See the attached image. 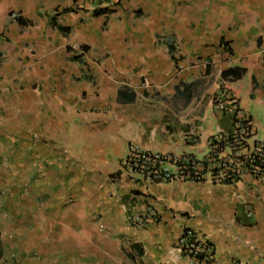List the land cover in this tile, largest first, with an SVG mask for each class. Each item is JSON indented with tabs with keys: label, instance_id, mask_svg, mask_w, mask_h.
I'll return each instance as SVG.
<instances>
[{
	"label": "crops",
	"instance_id": "0c3cea01",
	"mask_svg": "<svg viewBox=\"0 0 264 264\" xmlns=\"http://www.w3.org/2000/svg\"><path fill=\"white\" fill-rule=\"evenodd\" d=\"M151 1L0 0V241L9 252L44 264H202L176 249L190 228L208 239L212 264H264V184L244 176L143 193L118 175L129 147L203 158L212 137L233 129L218 94L264 142V0L236 14L230 0ZM71 6L78 11L54 18L70 28L63 34L50 18ZM96 7L113 13L92 17ZM143 195L158 219L139 229L127 217Z\"/></svg>",
	"mask_w": 264,
	"mask_h": 264
},
{
	"label": "built area",
	"instance_id": "2783aa9c",
	"mask_svg": "<svg viewBox=\"0 0 264 264\" xmlns=\"http://www.w3.org/2000/svg\"><path fill=\"white\" fill-rule=\"evenodd\" d=\"M98 3L108 0H94ZM223 99V94L215 98V105L222 112H231L236 124L227 134H218L208 141V151L201 159L188 155L158 154L129 147L120 161L118 175H124L146 187L159 183L191 182L233 185L247 176L264 184V142L248 136L244 122L248 119L241 115L235 101ZM142 208L127 217V223L143 229L158 219L149 197L143 195ZM177 251L181 254L188 250L193 263L212 264L213 249L208 239L187 228L177 242ZM200 258L202 261L200 262Z\"/></svg>",
	"mask_w": 264,
	"mask_h": 264
},
{
	"label": "trees",
	"instance_id": "16d2710c",
	"mask_svg": "<svg viewBox=\"0 0 264 264\" xmlns=\"http://www.w3.org/2000/svg\"><path fill=\"white\" fill-rule=\"evenodd\" d=\"M101 4V3H100ZM78 11V8L77 7H74V6H71V7H68V8H64L60 11H56L52 17L50 18V21H51V26L56 29L57 31L63 33V34H69L70 33V28L68 27H61V26H58L55 22H54V18L57 17V16H60V15H63V14H67V13H74V12H77ZM113 13V10L109 7H96L94 8L92 11H91V16L92 17H99V16H102V15H107V14H111ZM15 21H17L18 24L20 25H23L25 24V22H23L21 20V18H15ZM79 48V47H78ZM73 50L72 47L70 46H66V52L67 53H71ZM79 50L82 52V54L86 53L87 52V47L86 46H82L79 48ZM80 56H72L70 59L74 62H79ZM230 72V71H229ZM232 72V71H231ZM235 76H238V75H235ZM232 122H233V127L234 125L236 124L237 120H236V117L235 115H233L232 117ZM244 129L246 130L248 136H252L251 134V124H250V118H248L244 123ZM138 195V194H137ZM181 255L185 258H190L191 257V254H189L188 250L184 249L183 252L181 253ZM213 255H214V252H213ZM0 257H1V252H0ZM202 261V259L200 258V262Z\"/></svg>",
	"mask_w": 264,
	"mask_h": 264
},
{
	"label": "rangeland",
	"instance_id": "374dc122",
	"mask_svg": "<svg viewBox=\"0 0 264 264\" xmlns=\"http://www.w3.org/2000/svg\"><path fill=\"white\" fill-rule=\"evenodd\" d=\"M155 1H157V0L151 1L153 4L152 6H154ZM221 1H223V0H221ZM221 1H219L220 4H222V5L227 4V3L221 2ZM243 1L245 2V0H230V2L228 3V8H230L231 13L236 14L235 12L237 11V8L240 7V5L242 3H244ZM209 11H210L209 9L204 10V13H207ZM149 16L150 15H147L146 18L145 17L143 18V15L141 12L137 15V17L139 19H141V21H147V22L152 21L151 20L152 16H150V18H148ZM24 46L28 47V44L25 43ZM226 120L228 121L227 125H229V122H230V116L229 115L227 116ZM176 249H177V247H176ZM0 252H1L0 264H17V263L18 264H44V263H46V262L41 261L36 253H31V252L13 253V252H9L8 249H6V246H5V249L3 248V246L1 245V241H0Z\"/></svg>",
	"mask_w": 264,
	"mask_h": 264
}]
</instances>
